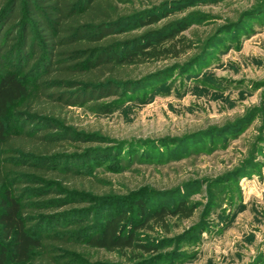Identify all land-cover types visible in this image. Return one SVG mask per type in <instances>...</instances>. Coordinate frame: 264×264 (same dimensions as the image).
Listing matches in <instances>:
<instances>
[{"label":"trees","instance_id":"16d2710c","mask_svg":"<svg viewBox=\"0 0 264 264\" xmlns=\"http://www.w3.org/2000/svg\"><path fill=\"white\" fill-rule=\"evenodd\" d=\"M195 1L134 8L129 0H0V264H77L85 259L80 245L148 251L135 243L137 229L150 220L167 229V215L193 214L198 201L157 208L145 201L175 197L179 187L113 190L96 173L102 159L117 155L100 144L110 138L77 129L62 112L113 98L99 105L106 113L112 104L145 99L206 60L222 26L191 39L184 31L212 15L193 9L172 16ZM191 50L182 61L133 74Z\"/></svg>","mask_w":264,"mask_h":264},{"label":"rangeland","instance_id":"374dc122","mask_svg":"<svg viewBox=\"0 0 264 264\" xmlns=\"http://www.w3.org/2000/svg\"><path fill=\"white\" fill-rule=\"evenodd\" d=\"M162 1L177 0L127 5L148 8ZM193 9L212 18L184 31L187 37L203 38L223 28L206 60L175 74L145 99L112 104L106 113L99 105L113 98L102 99L62 115L77 129L110 138L100 144L114 146L117 155L102 159L96 173L113 190L179 187L175 197L145 201L156 208L180 200L200 203L190 217L167 215V229L152 220L151 227L137 229L134 241L148 251L80 245L85 259L77 264H129V257L144 264H264V0H196L171 13ZM193 50L142 64L133 74L182 61ZM109 164L123 169L106 171Z\"/></svg>","mask_w":264,"mask_h":264}]
</instances>
